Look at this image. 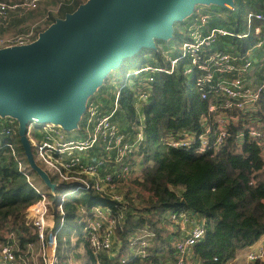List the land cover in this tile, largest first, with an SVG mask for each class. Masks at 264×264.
<instances>
[{"label": "trees", "instance_id": "1", "mask_svg": "<svg viewBox=\"0 0 264 264\" xmlns=\"http://www.w3.org/2000/svg\"><path fill=\"white\" fill-rule=\"evenodd\" d=\"M83 4L76 1L72 5H63L58 16L52 17L49 26L73 15ZM234 6L238 9L240 17L237 28L221 26V21L216 23L212 19L215 16L213 14L210 25L242 34L247 32L249 12L264 15V0H234ZM216 8L220 12L224 9L217 5ZM194 14L196 15V10ZM193 17L194 15L181 24L187 25ZM18 19L17 16L13 17L11 27L15 26ZM19 23L23 24V20ZM178 24L174 25L172 40L183 42L185 35L179 30ZM256 28H261L260 35L252 31L246 39H231V44H227L226 48L220 44L221 41L214 47L246 53L264 39V22L254 20L253 29ZM3 33L5 31L0 28V34ZM162 43L165 45L168 42L157 40L156 47ZM153 51L154 49H142L124 61L121 68L125 71L127 81L116 90V93L120 91L118 110L113 119L117 127L130 138H134L136 128L140 125V117L143 118L144 142L140 149V153L143 154V169L141 174L133 178L130 185L133 190L138 189L139 193L148 197L146 201L148 205L143 210L133 209L118 226L120 253L123 255L128 253L132 236L136 233L143 236L148 232L152 236L148 237L151 244L147 249L149 257L145 264H159L163 255L174 259L175 251L170 239L175 234L167 216L169 213H192L198 216L201 222L204 221L206 230L203 241L194 248V256L198 263L230 264L240 251L252 247L264 238V153L257 141L248 135L249 128L256 126L259 120L264 121V100L260 102V111L252 116L238 111L230 113L238 116L239 121L228 125L229 137L219 144L214 143L212 139L209 150L205 153H199L197 146L191 149L171 147L170 141L177 140L180 133H199L204 130L203 123L211 104V95L203 98L197 87V75L186 76L179 68L173 75L155 74L148 102L140 103L137 96L140 90L139 83L143 84L146 75L127 77V74L148 65L168 67L169 62L162 52L156 48L153 56L151 55ZM263 57L260 58L263 62L262 78ZM111 76L112 74L106 78L99 89L105 95L100 99L102 101L100 111L103 114L110 113L114 108L115 96L111 100L112 104L107 101L108 97L105 98L113 93L111 91L114 80ZM130 79H133L132 84L129 82ZM0 118L4 120L1 125L3 129L8 123L4 117ZM17 125L18 129L11 138L2 136L0 132V243L4 242L9 231L14 232L19 237L21 245H24L36 240L37 235H33L31 231L34 225L28 219V209L41 199L26 175L36 188L38 186L34 181L35 177L39 179L42 177L30 167L19 136V122ZM241 133L244 134L243 141L239 139ZM8 144L13 146L15 155ZM20 166L26 171L21 172ZM60 192L61 189L58 188L57 193ZM114 205L112 201L102 198L94 191L75 194L63 205L65 218L61 227L58 203L53 204L51 210L55 213L52 215L54 223L57 215L60 216V223H55L54 227V233H57V264H71L73 255L77 258L87 257L86 264H98V259L90 248L85 223L80 221L78 212L80 209L89 211L97 206ZM67 224L77 233L69 252L67 248L70 239L64 234ZM62 246L65 247L64 251ZM137 262L133 259L130 261ZM254 264H264V260Z\"/></svg>", "mask_w": 264, "mask_h": 264}, {"label": "built area", "instance_id": "2", "mask_svg": "<svg viewBox=\"0 0 264 264\" xmlns=\"http://www.w3.org/2000/svg\"><path fill=\"white\" fill-rule=\"evenodd\" d=\"M44 1L50 0H21L19 3L0 0V28L5 31L0 34V50L32 45L50 28L48 20L46 25L36 23L20 32L10 31L13 17L19 18L25 12L38 9ZM76 1L85 0H57L56 14H59L63 5H72ZM46 13L47 20L54 11L51 9ZM193 15L186 25V36L176 57H171V51L165 53L168 67L148 65L129 72L127 77L146 75L145 86L137 94L140 103H146L155 74L173 75L180 68L186 76L197 75V87L203 98L211 95V104L203 123L204 130L199 133L182 132L177 140L170 141V146L177 149L197 146L199 153H205L209 150L212 139L216 144L222 143L230 135L228 125L239 121L238 116L230 113L238 111L252 116L260 111V102L264 100V78L261 76L263 62L260 60L264 56V39L246 53L221 50L214 46L225 39H246L252 31L260 35L261 28L254 30L253 21L264 22V15L249 12L247 32L242 34L211 26V15L208 13ZM227 44L229 45L228 42ZM119 98L120 91L116 93L114 108L108 114L101 113L97 102L88 101L81 126L72 132V135L76 134L74 136H71V132L66 133L61 125L41 124L36 119L28 123L27 138L31 147L36 149V164L51 182L48 188L52 199L36 188L26 175L31 186L41 196L40 201L28 209V219L34 225L31 231L33 235H37L36 240L21 245L19 237L8 231L4 242L0 243V264H57V233H54V216L49 215L50 208L55 202L58 203L60 226L63 227V205L71 196L89 191H94L115 204L114 207L97 206L89 211L80 209L78 212L80 221L85 223L90 248L97 257L98 264H102L99 257L103 254L119 255L121 244L117 239L118 226L135 208L124 191L133 178L138 176H134L135 171H140L139 174L142 172L143 154L140 149L144 142L143 120L136 128L134 138L123 133L113 122ZM4 119L8 126L0 130L1 135L11 138L18 129V121L10 116ZM248 135L257 141L264 153V121L259 120L256 126L249 128ZM239 139L243 141V133L239 135ZM7 146L15 155L13 146ZM20 171L26 170L20 166ZM50 174L58 178L59 182L54 183ZM58 188L61 189L60 193H57ZM137 191L139 192L138 189ZM35 207H39L41 212L33 215L31 209ZM191 216L192 213L168 214L167 219L175 232V236L170 239L175 251L174 259L167 263L160 260L159 264H199L194 256V248L203 241L206 230L204 221H195ZM40 219H51L52 223L41 224ZM48 231L51 232L50 236ZM151 236L148 232L143 236L138 233L132 236L128 254L120 257L116 264H130L131 259L145 264L149 257L147 249L151 244L148 237ZM240 259L238 264H254L264 260V240L251 247Z\"/></svg>", "mask_w": 264, "mask_h": 264}, {"label": "water", "instance_id": "3", "mask_svg": "<svg viewBox=\"0 0 264 264\" xmlns=\"http://www.w3.org/2000/svg\"><path fill=\"white\" fill-rule=\"evenodd\" d=\"M234 7V0H90L59 20L32 45L0 50V115L19 122V136L32 170L36 164L27 125L77 130L89 98L112 69L156 41L173 38L174 25L197 5Z\"/></svg>", "mask_w": 264, "mask_h": 264}, {"label": "rangeland", "instance_id": "4", "mask_svg": "<svg viewBox=\"0 0 264 264\" xmlns=\"http://www.w3.org/2000/svg\"><path fill=\"white\" fill-rule=\"evenodd\" d=\"M2 1H6V0H2ZM12 1L19 3L21 0H12ZM56 1L57 0L44 1V2L41 3V5H40V7L38 9H36L34 11L25 12L21 17H19L20 19L17 20L15 26H12L10 28V31H12V32H20V31H23V30L27 29L28 27H31V26L35 25L36 23H42V24L46 25L48 20L52 21V17L56 18L58 16L56 14V12H55V3H56ZM89 1L90 0H85V1H83V3L85 2L84 4H87ZM51 9L54 11V13L49 19L46 20L45 19V17H47L46 16L47 15L46 12L48 10H51ZM195 10H196V13L208 12V13H210V15L211 14L215 15V16L212 17V19L214 21H216V23L221 21V24H222L221 26H224V27H229V28H234L235 29V28H237V24H238V21L240 19L238 9L235 6L232 7V8H224L220 12L216 8V5H214V4H211V5H197ZM21 20H23V24L19 23V21H21ZM50 21H48V24H50ZM178 27H179V30L186 36V33H185L186 25L184 26L181 23H179ZM39 29H41V28H39ZM244 31H245V29H244ZM227 41H228V43L230 45L232 40L231 39H225L224 42H220V44L224 48H226ZM167 42L168 43L165 44V45L162 43V44L159 45V47H156L159 51L162 52V55L164 56L165 59H167L166 55H165V52L171 51V56L174 57V56L177 55L178 50L181 48V44H182V42L177 41L175 39L169 40ZM163 45H164V47H163ZM230 47H232V46H230ZM175 48L177 49L176 51H175ZM154 51H156V49H154ZM154 51L151 53V55H153V56H155V52ZM151 59L153 60V58H151ZM157 60L159 61L160 59H157ZM110 74H112L113 80H114V86H113V89L111 91L113 93L110 96H106L105 98L108 97L107 101H110L109 103L112 104L111 100H112V98L114 96V92L116 91L115 88L119 87L123 83H126L127 78H126V75H125V71H124V69L121 68V66L120 67L117 66V67L113 68ZM129 82L132 84L133 79H130ZM139 86H140V88H143L145 86V82L143 81V84L139 83ZM101 102L102 101L99 102V105H100V108L102 109ZM0 117H3V116L0 115ZM3 122H4V120L2 118H0V129L2 128L1 125H2ZM79 123H81V120H80ZM78 127H79V125H78ZM65 132L66 133H70V131H68L67 128H66ZM71 136H73L72 132H71ZM32 150H33V154H34L33 156L36 157V155H37L36 149L33 148ZM39 165L43 169H45V166L43 164L39 163ZM50 176H51L50 177L51 180L54 183L59 182L58 178H54L51 174H50ZM34 181H35L36 185L38 186V188L43 193L47 194L50 197V199H52L51 190L48 188V185L42 179H39L38 177H35ZM132 188L133 187L131 185L127 186L126 190L124 191V193L129 198V200L132 203V205L135 207L133 209H135V211H141L148 205V203H146V201H148V197H146L142 193H139L137 190H133ZM132 200H134L135 202L132 201ZM54 214H55L54 211H52L51 208H50L49 215H54ZM59 220H60V216L57 215V219L55 220V223L56 224L60 223ZM48 221H51V223H52L51 219H48ZM50 234H51V232L48 231V236H50ZM64 234H65L67 239H70V245L67 248V252H69L71 250V248H72V244H74V240H75V238L77 236V233L72 228H70L69 225L67 224ZM64 250H65V247L62 246V251H64ZM73 256L71 257L72 258L71 259V264H86V262H88V258L85 257V256L80 257V258L73 257Z\"/></svg>", "mask_w": 264, "mask_h": 264}, {"label": "crops", "instance_id": "5", "mask_svg": "<svg viewBox=\"0 0 264 264\" xmlns=\"http://www.w3.org/2000/svg\"><path fill=\"white\" fill-rule=\"evenodd\" d=\"M4 34V33H3ZM110 75V74H109ZM113 78V76H111V79ZM113 85L112 86H114V83H112ZM101 88V87H100ZM99 88V89H100ZM118 88V87H117ZM117 88H115L116 90H117ZM99 89L98 90H96L95 92H94V94L89 98V100L90 101H95V102H98L104 95H103V92L101 91H99ZM115 93H116V91L114 92V96H115ZM88 100V101H89ZM113 101H114V99H113ZM141 119V121L143 120V118L142 117H140ZM78 134V133H77ZM74 135H76L75 133H73V136ZM140 173V171H138V170H136L135 171V173H134V176L136 175V174H139ZM133 176V177H134ZM191 218L193 219V220H195V221H200V219L198 218V216H196V215H193V216H191ZM172 231H174L173 229H172ZM174 234H175V232H174ZM264 240V238L263 239H261L260 241H263ZM260 241L258 242V243H256V244H259L260 243ZM255 244V245H256ZM255 245H253L252 247H254ZM251 249V247L250 248H248V249H246V250H243V251H240L238 254H237V259H235V260H233L230 264H238L239 262H238V260H241L240 258H242L243 256H245V254L249 251ZM128 254V253H127ZM127 254H125V255H127ZM122 256H124L123 254H121V253H119V255L118 256H115V255H108V254H103V255H101V260H102V264H116V262L118 261V259L120 258V257H122ZM174 257V256H173ZM160 260H163L162 262H165V263H167L168 261H170V262H172L173 261V259L172 258H170V257H167L166 255H163V256H161V258H160ZM130 264H139V263H130Z\"/></svg>", "mask_w": 264, "mask_h": 264}, {"label": "bare ground", "instance_id": "6", "mask_svg": "<svg viewBox=\"0 0 264 264\" xmlns=\"http://www.w3.org/2000/svg\"><path fill=\"white\" fill-rule=\"evenodd\" d=\"M41 212V210H40V208L39 207H35V208H32L31 209V213L34 215L35 213H40ZM41 224H45V223H51V221H48V219H44V220H42V219H40V221H39Z\"/></svg>", "mask_w": 264, "mask_h": 264}]
</instances>
